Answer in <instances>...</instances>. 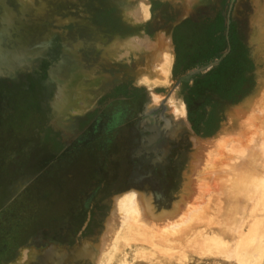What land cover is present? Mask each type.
I'll list each match as a JSON object with an SVG mask.
<instances>
[{
  "label": "rangeland",
  "instance_id": "obj_1",
  "mask_svg": "<svg viewBox=\"0 0 264 264\" xmlns=\"http://www.w3.org/2000/svg\"><path fill=\"white\" fill-rule=\"evenodd\" d=\"M260 3L263 0H0V264H19L21 249L30 248L36 232L55 227L59 236L64 219H73V233L85 229L94 200L105 198L107 207L95 213L99 222L90 231L70 246L44 239L43 252L35 251L37 259L26 264H56L45 256L50 260L49 254L54 257L67 249L81 264H94L96 248L113 252L110 244L123 220L120 213L115 217V200L127 192H135L165 227L189 211L194 191H201L205 180L213 184L210 180L223 170L217 150L206 145L233 137L235 111L253 103L264 87V52L257 45L264 39L260 41L262 33L255 30ZM143 4L147 11L141 14ZM137 17L140 22H134ZM156 50L172 53L167 82H155L152 76ZM256 114L264 117L260 109ZM261 141L258 147L264 154ZM204 167V173L199 171ZM234 174L231 179L238 176ZM261 174L255 180L245 177L242 189L252 192H240V197H249L244 195L246 209L240 211H253L248 222L263 226ZM249 182L253 185L247 189ZM187 229L182 231L185 239ZM135 232L133 241L121 239L122 247L115 240L114 250L119 246L122 252L113 253L111 264L125 259L127 264H235L211 252L206 256L208 246L196 248L202 239V244L216 245L212 236L193 237L191 245V234L188 244L178 237L182 234L179 240L175 234L171 240L163 236L165 247L183 243L177 251L168 246L174 254L162 258L163 252L149 253L161 236L142 248L141 231ZM130 242L137 246L123 248ZM184 242L195 246L194 251L181 249ZM137 249L158 259H136Z\"/></svg>",
  "mask_w": 264,
  "mask_h": 264
},
{
  "label": "bare ground",
  "instance_id": "obj_2",
  "mask_svg": "<svg viewBox=\"0 0 264 264\" xmlns=\"http://www.w3.org/2000/svg\"><path fill=\"white\" fill-rule=\"evenodd\" d=\"M144 7H145V5H144ZM257 8H258L257 12L261 15V18H260L261 20L259 21V23L258 22L256 23L257 25L255 24L256 25V27H255L256 29L255 30L258 32V34L260 33L259 35H261V33H262V35L259 36L260 41H261V38L264 39V0H263V3H260L259 7H257ZM136 9H138V12H139L140 7L136 8ZM142 10L143 9H140V13L147 11V8H146V10H143V11ZM136 12H133V13L136 14ZM140 13H139L138 16L140 18H142ZM258 13H256V14H258ZM259 14H258V16H259ZM145 15L147 17L146 13L143 16L145 17ZM132 16L135 17L137 15L133 14ZM139 17L136 18L137 20L133 18L135 20V21L134 20L133 21L134 22H140L141 19ZM138 19H140V20L138 21ZM255 20L256 19L254 18V21ZM257 41H258L257 45H259L258 46L259 50L262 49V52H264V40L261 41L263 43H259V40H257ZM165 42L167 43V41H165ZM163 45L165 46V44H163ZM166 48H167V46H166ZM128 49H130V48H128ZM158 50H160V49L158 48ZM158 50H156L155 52L157 53ZM168 52H169L168 50H165V51L163 50L162 52H158L157 53L158 54V57H157L158 60H156V58L153 56L155 58L156 62L153 61L155 63L152 64L154 66H153V68L151 66V69L153 71V75L152 76L155 78L154 79L155 82H160V81L167 82L168 79H169V72H170L169 68H171L170 64H171V61H172L171 60L172 57L170 58V56H172L171 55L172 53L170 51V56H169ZM157 54H154V55L157 56ZM262 55H263L262 61H264V53ZM146 81H147V79H146ZM157 98H158V96H157ZM153 102H155V99H154ZM252 102L253 103L250 102V104H248V105H244V106L239 107L237 109V111L234 110L236 112L235 114H237V115H235L236 118L233 119L234 120V122H233L234 126H233V128L231 127L232 128V132H234V136L233 137H229L230 135L226 136V137L224 136L222 139L218 140V142H216V143H208L211 140L207 141V143H208L206 145L207 149L210 146V147H212V148L217 150V151L215 150L217 152V155H219V156H217V158H218V160L220 159L221 162L220 161L219 162L222 164V165L219 164L220 165L219 167L223 166L221 168H223L225 173L223 172V170L221 172H219L218 175L220 174L221 177L215 174L216 175L215 176L216 179L213 180V182H212V180H210V182L213 183V184L207 183V180H205L206 182L204 181L205 183H203L201 185V187H200L201 191H199V189L197 190V191H199L198 193H197V191L196 192L194 191V194H195L194 195L195 196L194 197V201H193V203L191 202V204L188 203L190 205V207H191V208L188 207L189 211L185 212L183 217L182 216L179 217L180 220H178V221H176L174 223L168 224L169 226L165 227L164 225H160L159 222H157L158 220H160L159 219L160 217L159 218H155V216L149 211L150 209L148 207L142 205V203L140 202L142 200L139 199V197L137 196V194L135 192L131 191V192H127L125 194H122L121 196L117 197V199L115 200L116 201V207H115L116 209H115V213L114 214H115V217H116L120 213L121 215H123L122 216L123 220L119 221L120 218H119V220L115 218L117 221L120 222V223L118 222L120 224V227H118V230L115 232L116 234H114L115 237H114V239L112 241L113 243L110 244V245H113V244L115 245V240L117 239L120 242V245H121L120 247H122V243L121 242L122 241L124 242V240H123L124 237L126 239L130 240V241H133L134 238H132V236L135 237V235L138 234V233L135 234L136 233L135 230H137V231H141L139 233V235H141L140 239H139V242L138 241L137 242L139 243V245L142 246V248H144L143 246L146 245L147 243L151 244L150 243L151 239H154V238L158 239V237L160 238V236H161V238L163 236H165L166 238L169 237V240H171V238L174 237V234H175V238H176L178 236V234H182V235L185 234V233H182V231L186 230L188 228L187 229L188 233H186L187 234V238L186 239L184 237L186 235H183V236L179 235L178 236L179 238H180V236H181V238L184 237V240H183V238H182V240L183 241H188L187 244L190 243L189 240H188V238L190 239V237H188L189 234H191L190 235L191 239H193V237H195L196 239H199L198 237H203V235H206V236H208V238L210 236L213 237V238H210L211 240H214L212 244H214L216 241H218L216 245H211L210 244L211 247L215 246L214 248H212L213 251L212 250L210 251L211 247L209 246V242H208V244H206L207 243L206 240H205V242H206L205 244L206 245L204 243L202 244L203 239H202V241H200V243L198 241H196L198 243V246H200V247H197V245H196L197 249L200 248V250H201L202 248H204V246L206 248H207V246L209 247V253H207L208 251H206V249L202 250L204 252L206 251V256H207V254H211L212 253L214 255L212 256V254H211L209 256H212V257H214L216 259L220 258V259H223L225 261H233V262H235V264H260L261 262H263V261H261L260 257H261V253L263 251L262 249H264L263 248L264 245L262 246V243H263V240H264V233L263 234H259L258 231L261 230L260 229L261 227L264 228V224L262 223L263 226H261V223L259 224V222L257 223L258 225H256V224L254 225V223H252L253 221L252 222H248V218L251 217L253 211H251L252 212L251 215L248 214L249 216L246 213V215L248 217L243 212L240 211L241 207L244 206V203H246V200H244V198H246L247 200L249 198V197H247L246 194H248V192L249 193L252 192L250 190L247 191L245 189V188L249 189L248 186L251 187L250 186L251 182H249V185L248 184L244 185V187H245L244 189L246 191H244L242 189L243 188V184H245L244 183L245 177H249V178L251 177L252 179L255 180V178H253V177L257 176L259 178V176H262L261 173H264V171L262 169V167H264V163H263V159L264 158L261 159L263 157V156L261 157V155H264V154L261 153L262 151L260 152V149L258 147L259 146V141L262 140L261 142H262V144H264V117H261L260 114H259L260 116L258 114H256V111L258 109H260V111L264 113V87L262 88V90L260 92V95L257 96V98L254 101H252ZM175 108L177 110V107H174V109ZM173 110H171L170 112H172ZM177 112L181 113L180 109H178ZM177 112H175V113L177 114ZM258 113H260V112L258 111ZM183 115H185V114L183 113ZM177 116H178V114H177ZM260 136H261V138H260ZM215 141H216V139H215ZM202 142H201V144H202ZM199 147H197V148H199ZM200 150L201 149H199V151ZM235 153H237V156L239 155V157H237V160L235 159L236 158ZM209 155L211 156V154H209ZM197 157H199V156H197ZM261 160H262L263 164L261 163ZM214 164H215V162H214ZM214 164L212 165V168L216 170L217 166L214 165ZM196 166H197V164H196ZM206 167H204V169L202 168V170L199 169V171L204 173L205 170H206L205 169ZM225 170L227 171V174H226ZM236 170H237L238 176L237 177L235 176L236 178L233 176L232 179H231V177L229 175H232L234 173L237 175ZM199 171H197V173L200 174L201 172H199ZM194 173H196V171ZM213 173H214V170H213ZM221 173H223V175H221ZM200 176H201V174H200ZM203 176L206 177L205 175H202L201 177H203ZM225 177H226V179H225ZM263 177H264V175H263ZM197 178H198V176H197ZM262 178L260 177V179H262ZM260 179H256V180L260 181ZM198 181H200V180L198 179ZM251 184L253 185V183H251ZM203 185L205 186L204 189L202 188ZM256 186H258V184L255 185V186H252V187H254L253 188V194H254V191L256 190L255 189ZM195 187H197V185ZM239 188H240V190H239ZM257 188L259 189V187H257ZM241 191H242V193H243V191L245 193L247 192L246 194H242L241 193V195H243V197H244V195H246V197H244V198L240 197V192ZM206 194H208L207 195L208 198H205V197H207V196H205ZM257 195H258V193H257ZM251 198L252 197H250V199ZM251 200H253V199H251ZM254 200H256V198H254ZM242 208L244 210V209H246V206H245V208L244 207H242ZM250 208H253V206L250 207ZM248 210H250V209H248ZM184 211H185V209H184ZM254 215H255V212H254ZM111 216H112V214H111ZM262 217H264V215ZM253 218H252V220H253ZM263 221H264V219H263ZM113 222H114V220H113ZM261 222H262V220H261ZM180 225L182 226V228H181L182 230L181 229L177 230L179 227H181ZM115 226H118V224L115 225ZM107 227H110V226H107ZM184 227H187V228L184 229ZM190 228L193 229L194 231L193 230L191 231ZM108 231H107V234H108ZM189 231H191L192 233H190ZM192 234H194V236ZM257 234H259V236H258L259 239L257 238ZM260 235L263 236V238L262 237L260 238ZM171 236H173V237H171ZM110 238H112V237H110ZM161 238H160L161 241L162 240L166 241L168 239V238L167 239L166 238L163 239L164 237L162 239ZM121 239H122V241H121ZM176 239H178V238H176ZM117 240H116V242H117ZM136 240H138V239H136ZM169 240H168V242H170ZM182 240L180 241L181 243L178 241L179 243H177V245L176 244L173 245V243H172V245L171 244L170 245L167 244V245L169 247L172 246V248L175 247V248H173V250L175 249L177 251V249H178L177 247L179 245L181 246L182 243H183ZM161 241L158 244H156L158 241L155 240L154 241L155 243L151 244L152 246L147 244V245H149L148 247L151 246V250L153 249L152 251L149 250V253H151V252L154 253L155 251H157L155 253L160 255L163 252L162 253L163 256H161L162 254L160 255V257H162V258L166 257L167 255L169 256V255L174 254V253H172L174 251H172L171 248H169L168 246H167L168 248L165 247L167 242L165 243L164 241H162V242H164L163 245H162V244H160ZM174 241H176V240H174ZM194 241H195V239H193L192 243H190L189 245L193 244ZM261 241H262V243H261ZM184 243L186 244V242H184ZM105 244H106V246H108L106 242H105ZM123 244H124L123 248H131L132 246H137L133 242L132 243L130 242V245L129 244L125 245V243H123ZM185 244L183 245L185 247H183L181 249H183V250L187 249L186 252L187 251L190 252L191 250L194 251L195 246L192 245V248H193L192 249L191 247H187L189 245H187V244L185 245ZM114 245L112 246L113 252L110 251L111 250L110 247L108 248L109 249L108 252L105 251V248H104V250H101L102 246H100V248L98 247V249L96 248V250L94 251L95 253L91 256L92 262L94 264H97V263L98 264H103V263L104 264H108L107 263V261H108L109 264H111L115 260V258H113L114 256L116 257V255H114V254H116L115 252H117V251L119 253L122 252L121 250L119 251V249H121L119 246H115L116 250H114ZM128 245H129V247H128ZM154 245H162V247L157 246L158 248H156ZM125 246H127V247H125ZM95 247H97V246H95ZM117 247H119V248H117ZM163 247L166 249V251L164 250ZM123 248H122V250H124ZM138 248H140V246ZM154 249H155V251H154ZM160 249L162 251H160ZM170 249H171V252L169 251ZM181 249H180V251L183 252V250H181ZM197 249H195V250L197 251ZM21 250H22V252H21V255H20V258H19L20 259L19 260V264H26L30 260L32 261L33 257H36L35 256L36 252L31 253L30 248H24V249L22 248ZM144 250H142V249L138 250L137 249L136 252H135V258L139 259V260L143 259L145 261H152L154 259V257L157 258L156 256H153L152 254H149V256L146 257L145 253H147V252H145ZM200 250H198V252ZM207 250H208V248H207ZM101 251L105 252V253L102 254ZM164 251H165V253H164ZM167 251H169L171 254L169 252L167 253ZM193 251H191V252H193ZM85 252H87V251H85ZM100 253H101V256H100L101 259H99L100 260V262H99L98 261V257L100 255ZM107 253H111L112 256L111 255L110 256L112 257L111 258L112 261L109 258V256H107L108 255ZM178 253H179V250H178ZM183 253H181V254H183ZM201 253L205 255V253H203V252H201ZM262 254L264 255V253H262ZM45 255H46V253H45ZM52 255L49 254L50 257ZM263 255H262V257H263ZM81 257H83V256H81ZM103 257H104V259L106 257V259H105V260H107L106 263H105V261H103L104 260ZM107 258H109V259H107ZM166 258H168V257H166ZM35 259H37V257ZM55 259L56 258H54L53 260H55ZM101 260L103 261L102 263H101ZM126 262H127V260L125 259L124 263H122V264H125Z\"/></svg>",
  "mask_w": 264,
  "mask_h": 264
},
{
  "label": "flooded vegetation",
  "instance_id": "obj_3",
  "mask_svg": "<svg viewBox=\"0 0 264 264\" xmlns=\"http://www.w3.org/2000/svg\"><path fill=\"white\" fill-rule=\"evenodd\" d=\"M130 103H133V100H132V102L130 101ZM141 111H143V110H141ZM141 111H140V113H141ZM104 199L105 198L94 200L91 203V205L89 206V211L91 209V216H90L88 223L86 224L85 229L82 226L78 232L73 233L69 229L70 228L69 224L72 223L73 219L69 218L70 220L64 219V221H63L64 223L60 229L61 234L59 236L56 235L57 229L55 227L46 228L44 231L34 233L30 237V241H29L31 253H33L35 251L37 252V254H38V252H43V251H41V249H42L41 247L43 246L42 241L44 239H46L47 242L48 241L52 242V241H55L56 239H58L59 243L61 245H69V246L72 245L73 243H75L76 241H78L80 239L81 235H83L85 230L90 231V227L99 222V219L96 218L95 213L99 212L102 208L105 209L107 207V203L105 202ZM94 203H95V205H94ZM68 234L73 236L70 240L65 238V237H67ZM46 245H48V244H46ZM53 258H56V260L53 261V263L55 262L56 264H81L82 263L81 261L76 260L77 255L75 254V252L69 251V249L65 250V252L58 251L57 253H55L54 257H52V256L50 257V260H49V257L48 258L45 257L47 262H51V259H53ZM39 259H40V257H39ZM39 259H38V261H40ZM40 263H41V261H40Z\"/></svg>",
  "mask_w": 264,
  "mask_h": 264
},
{
  "label": "crops",
  "instance_id": "obj_4",
  "mask_svg": "<svg viewBox=\"0 0 264 264\" xmlns=\"http://www.w3.org/2000/svg\"><path fill=\"white\" fill-rule=\"evenodd\" d=\"M94 205H95V203H94ZM29 244H30V243H29ZM29 244H28V245H29ZM81 256H83V255H81ZM81 256H80V257H81Z\"/></svg>",
  "mask_w": 264,
  "mask_h": 264
}]
</instances>
